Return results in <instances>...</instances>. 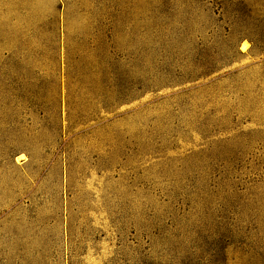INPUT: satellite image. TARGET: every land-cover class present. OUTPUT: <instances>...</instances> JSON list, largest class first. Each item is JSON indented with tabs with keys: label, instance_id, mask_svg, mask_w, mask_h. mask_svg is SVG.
Returning <instances> with one entry per match:
<instances>
[{
	"label": "rangeland",
	"instance_id": "rangeland-1",
	"mask_svg": "<svg viewBox=\"0 0 264 264\" xmlns=\"http://www.w3.org/2000/svg\"><path fill=\"white\" fill-rule=\"evenodd\" d=\"M0 264H264V0H0Z\"/></svg>",
	"mask_w": 264,
	"mask_h": 264
}]
</instances>
